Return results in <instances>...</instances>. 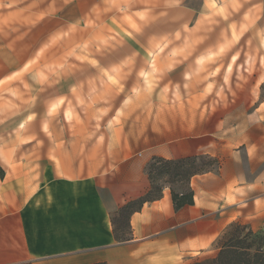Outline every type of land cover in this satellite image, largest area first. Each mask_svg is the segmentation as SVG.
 <instances>
[{
	"label": "crops",
	"instance_id": "crops-1",
	"mask_svg": "<svg viewBox=\"0 0 264 264\" xmlns=\"http://www.w3.org/2000/svg\"><path fill=\"white\" fill-rule=\"evenodd\" d=\"M259 7L0 0V264H188L233 222L264 228L262 104L243 89L248 102L217 100L205 120L202 102H171L231 95L223 80L243 55L219 54L236 43L213 32L259 19ZM199 153L219 164L191 177L193 203L175 209L166 187L117 241L111 215L149 189L147 162Z\"/></svg>",
	"mask_w": 264,
	"mask_h": 264
},
{
	"label": "trees",
	"instance_id": "trees-1",
	"mask_svg": "<svg viewBox=\"0 0 264 264\" xmlns=\"http://www.w3.org/2000/svg\"><path fill=\"white\" fill-rule=\"evenodd\" d=\"M218 164L217 158L208 153L179 158L152 157L145 166L150 182L149 189L144 194L127 200L111 215L115 239L121 241L129 238L130 215L139 210L145 202L159 199L166 187L170 191L175 209L192 204L191 177L215 170ZM123 227L128 230L126 235L119 233V229ZM217 243L218 250L213 257L188 264H264V231L261 229L253 230L247 224L233 222L221 234Z\"/></svg>",
	"mask_w": 264,
	"mask_h": 264
},
{
	"label": "rangeland",
	"instance_id": "rangeland-1",
	"mask_svg": "<svg viewBox=\"0 0 264 264\" xmlns=\"http://www.w3.org/2000/svg\"><path fill=\"white\" fill-rule=\"evenodd\" d=\"M263 7L258 8V16L259 19L255 20V16H251V21L247 22V24H244L243 27H239L240 24H238V28L235 29L234 26H231L227 32L224 31V28H221V31L217 30L213 32V37L216 38H227V40H235L236 43L235 47H225L221 46L218 48L219 54H225L226 51H230V53H233V56L236 55H243V57L240 59V62L238 64H235L234 62H230L228 66L229 73L234 72V66L236 68V77L233 80V84H231V79L227 76H225L223 83L227 88L230 89L231 95H225L222 91L220 94L215 95L214 98L204 96L201 94H188L184 96H172L171 102H177V103H187L190 108L193 110L199 106V104L203 103V115L204 119L208 120L211 118L212 113L214 111L213 102L216 103L217 100L223 101V103L228 102H248V96L247 94L243 93V89H250V94L255 100V104H262L260 111L261 113L264 112V0H261ZM236 4L238 2H235ZM237 7L242 8L240 5H237ZM261 10V11H260ZM238 12V11H237ZM260 12L261 16H260ZM238 14V13H237ZM250 24V25H249ZM248 25V28L246 26ZM184 34L178 35L177 39H183ZM176 36V35H175ZM186 37V36H185ZM187 49L183 54L188 53H197V50L195 48V51H193L192 48H185ZM202 49V48H199ZM233 60V58H232ZM227 71V72H228ZM262 81V83H261ZM231 85H235L239 91H241L240 94H235L233 89L231 88ZM241 89V90H240ZM156 98V108L160 106H165L163 103H165L164 96H153ZM170 102V100H168ZM243 105V104H242ZM253 107V106H251ZM249 108V110L251 109ZM149 108H151V103L149 104ZM149 110V109H148ZM173 113H175L173 111ZM179 113V112H178ZM189 116H192L195 114L194 111H188L187 112ZM155 114H159V112H155ZM234 116V114H233ZM264 231V228H260ZM127 228L123 227L122 229H119V233L122 235L127 234ZM219 244L217 243L216 246ZM215 252L209 251L206 253H203L201 255H198L195 260H201L208 257H213L216 254Z\"/></svg>",
	"mask_w": 264,
	"mask_h": 264
}]
</instances>
